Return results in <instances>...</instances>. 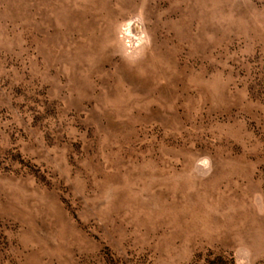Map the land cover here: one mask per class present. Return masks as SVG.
<instances>
[{
    "label": "rangeland",
    "instance_id": "374dc122",
    "mask_svg": "<svg viewBox=\"0 0 264 264\" xmlns=\"http://www.w3.org/2000/svg\"><path fill=\"white\" fill-rule=\"evenodd\" d=\"M0 264H264V0H0Z\"/></svg>",
    "mask_w": 264,
    "mask_h": 264
}]
</instances>
